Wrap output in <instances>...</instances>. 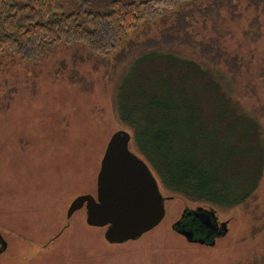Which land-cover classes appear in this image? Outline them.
Wrapping results in <instances>:
<instances>
[{
  "label": "rangeland",
  "instance_id": "obj_1",
  "mask_svg": "<svg viewBox=\"0 0 264 264\" xmlns=\"http://www.w3.org/2000/svg\"><path fill=\"white\" fill-rule=\"evenodd\" d=\"M111 1L63 0V12L83 22L88 12H109ZM139 55L150 72L132 69ZM1 59L0 250L7 247L0 264H264V179L251 206L256 218L218 210L229 232L214 246L188 242L173 230L186 209H197L179 194L165 200L166 216L155 229L122 244L108 243L106 228L89 226L85 207L67 218L75 198L96 195L115 132H130V148L140 156L118 111L122 100L134 105L140 77L153 78L150 89L164 98L170 80L177 91L185 77L264 75V0H196L140 26L105 59L80 44H61L34 62L12 54ZM260 105L264 129V101Z\"/></svg>",
  "mask_w": 264,
  "mask_h": 264
},
{
  "label": "trees",
  "instance_id": "obj_2",
  "mask_svg": "<svg viewBox=\"0 0 264 264\" xmlns=\"http://www.w3.org/2000/svg\"><path fill=\"white\" fill-rule=\"evenodd\" d=\"M194 1L112 0L109 12H88L79 22L75 14L63 12V0H0V60L12 54L23 62L38 61L61 44H80L105 59L140 26ZM136 57L132 69L150 72L142 68V56ZM234 74L185 77L177 91L170 80L164 98L150 89L153 78L140 77V93L131 107L121 101L119 119L132 130L140 157L168 191L166 200L179 194L195 207L216 213L239 210L256 218L258 209L251 206L264 179V129L258 110L264 101V75L236 79ZM192 81L196 87L190 91ZM255 147L259 154H254ZM253 157L259 158L258 166Z\"/></svg>",
  "mask_w": 264,
  "mask_h": 264
},
{
  "label": "water",
  "instance_id": "obj_3",
  "mask_svg": "<svg viewBox=\"0 0 264 264\" xmlns=\"http://www.w3.org/2000/svg\"><path fill=\"white\" fill-rule=\"evenodd\" d=\"M132 135L125 130L115 132L106 147L97 178V193L75 198L69 206L67 218L86 208V222L91 227L106 228L108 243L122 244L134 241L155 229L165 218V198L159 182L147 162L135 154L130 143ZM187 210L183 212L182 219ZM199 222L210 231L206 239L195 240V233L181 228V220L173 230L188 242L209 246L229 232L228 222L219 226L215 211L199 207L194 211ZM213 241H207L215 234ZM3 243L0 253L6 249Z\"/></svg>",
  "mask_w": 264,
  "mask_h": 264
},
{
  "label": "flooded vegetation",
  "instance_id": "obj_4",
  "mask_svg": "<svg viewBox=\"0 0 264 264\" xmlns=\"http://www.w3.org/2000/svg\"><path fill=\"white\" fill-rule=\"evenodd\" d=\"M164 196V195H163ZM165 198V197H164ZM166 199V198H165ZM198 208V207H197ZM187 213L185 214V217L182 219V215L180 217L179 220H181V228L185 229V230H191L195 233L194 235V239L195 240H199V239H206L207 235L210 233V231H208L207 229H205V227L202 225L201 222H199V219L196 217L194 211L192 209H186ZM178 220V221H179ZM219 226L222 223V220L220 221L219 219ZM175 224V223H174ZM177 232V231H176ZM178 233V232H177ZM217 232H215V234L211 235V237L207 240V241H213L214 237L216 235ZM181 235V234H180ZM218 235V233H217ZM183 236V235H182ZM218 239V238H217ZM216 239V240H217ZM195 243V242H192ZM198 244V243H196ZM208 245V242L207 244ZM7 246V245H6ZM2 248V247H1ZM6 250V249H5Z\"/></svg>",
  "mask_w": 264,
  "mask_h": 264
}]
</instances>
